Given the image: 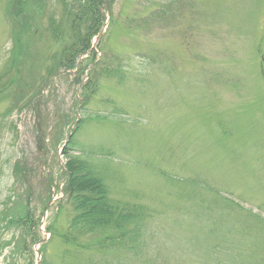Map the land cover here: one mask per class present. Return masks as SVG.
Here are the masks:
<instances>
[{"label":"rangeland","instance_id":"rangeland-1","mask_svg":"<svg viewBox=\"0 0 264 264\" xmlns=\"http://www.w3.org/2000/svg\"><path fill=\"white\" fill-rule=\"evenodd\" d=\"M101 1L93 58L119 74L82 102L93 65L57 59L73 1L0 0V264H264V0ZM72 136L111 198L147 210L137 255L108 211L61 237Z\"/></svg>","mask_w":264,"mask_h":264},{"label":"trees","instance_id":"trees-1","mask_svg":"<svg viewBox=\"0 0 264 264\" xmlns=\"http://www.w3.org/2000/svg\"><path fill=\"white\" fill-rule=\"evenodd\" d=\"M63 1H73L71 7L66 11V13L70 16L73 41L64 48L63 54H61V56L57 59L60 60V68L63 67L66 71L71 70L78 75H83L84 68L86 67V65H84V61H87V67L89 64L93 65L91 71H89V80H91L92 86H90V89H88L87 92L83 90V99H81L82 102H88L89 98L94 95L93 93L97 89V87L96 89H93V87L97 84L95 77L96 72H100L101 75L103 72L106 75L108 74L109 77H114L119 74V71L117 72L118 69L114 71H102L100 66V61L102 59L94 62L95 59L93 58L96 54H98L93 51L92 40L102 25L103 18L101 17L103 16V2L101 0ZM18 43L19 42L17 41L16 46H18ZM19 48L22 52H24L25 49L26 53L30 52V44H27L26 47L20 46ZM35 48L36 44L32 47V50ZM52 55L53 53H50L43 61H46ZM50 68L51 67L48 65L44 68L46 71L44 74L48 78L56 75V73L52 72ZM14 78L17 80V76ZM79 80L81 86L84 87L86 83L84 84L80 78ZM13 84L16 87V84L18 83L14 81ZM45 86L46 84L44 82L43 87ZM36 94L37 93L34 92V95ZM37 95H39V93ZM23 104L24 106H27V103ZM97 116L102 117L101 114ZM77 148L78 139L75 140L74 136H72L69 138L68 144L65 146L63 152V155H65V157L69 160V163L66 165V169L68 170L70 176L65 184V200L70 204V210L65 208V212L68 214V218L66 219L67 228L61 237L68 244L80 243L82 236L88 238L90 234L95 233L97 229L109 222L110 219L106 221L102 217L104 211H108L110 212L108 213V217L114 216L116 218L113 223L118 227V229H125L123 236L121 234L119 237L118 246L121 248L125 247L127 250L137 255L138 251L141 249V247L138 246L139 236L141 233L138 224L143 223L147 210L138 205H130L129 203L121 204L118 200L115 201L111 198L109 195L110 189L107 185V181L105 180L106 176L104 170H101L98 166L85 160L83 152H78ZM72 168L79 169V172L73 174L74 172L72 171ZM24 207L27 208L25 211H29L27 198ZM21 222L23 226L24 221ZM128 223L129 225L134 224L135 227H132V229L129 230V228H126L129 226L127 225ZM26 227L31 231L29 226L26 225ZM117 238L118 237L115 239ZM39 239L38 235V237L34 239V243ZM32 249V247L23 248V250H26L25 253L27 255L33 253ZM68 256H70V251L65 252L64 259L66 260Z\"/></svg>","mask_w":264,"mask_h":264},{"label":"water","instance_id":"water-1","mask_svg":"<svg viewBox=\"0 0 264 264\" xmlns=\"http://www.w3.org/2000/svg\"><path fill=\"white\" fill-rule=\"evenodd\" d=\"M100 34H102V31H101V33ZM38 248V247H37Z\"/></svg>","mask_w":264,"mask_h":264}]
</instances>
